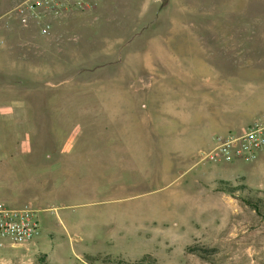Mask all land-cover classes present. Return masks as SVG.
I'll return each instance as SVG.
<instances>
[{
	"label": "rangeland",
	"instance_id": "obj_1",
	"mask_svg": "<svg viewBox=\"0 0 264 264\" xmlns=\"http://www.w3.org/2000/svg\"><path fill=\"white\" fill-rule=\"evenodd\" d=\"M24 1L0 0V33L29 37L14 12ZM107 2L76 25L34 33L55 42H25L0 56V155L30 156V169L16 165L22 178L34 175L32 192L20 193L15 209L27 203L41 228L25 247L3 242L0 264H88L86 255L96 264H134L145 254L158 264H212L187 253L195 243L215 249L214 264H264V208L258 214L242 199L264 204V148L222 176L249 188L235 195L216 191L213 173L202 178L204 190L175 192L153 181L155 166L147 181L129 157V136L141 134L140 125L131 133L130 111L144 97L143 58L159 55L151 42H192L199 54L215 55L223 42H246L262 60L264 0Z\"/></svg>",
	"mask_w": 264,
	"mask_h": 264
},
{
	"label": "crops",
	"instance_id": "obj_2",
	"mask_svg": "<svg viewBox=\"0 0 264 264\" xmlns=\"http://www.w3.org/2000/svg\"><path fill=\"white\" fill-rule=\"evenodd\" d=\"M107 1L97 0L92 9H103ZM90 10L69 12L60 17H30L26 22L20 18L29 37L15 38L3 31L0 56H6L9 47L25 42L34 47L37 42H55L54 38H39L42 33H38V29L42 30L43 24L53 23L59 31L69 20L76 25V19ZM7 22V19L2 21ZM156 43L159 52L156 61L151 56L143 58L146 70L141 86L143 100L131 105V133L136 125L141 126L139 138L129 136L131 166L147 181H150V168L155 166L153 181L176 185L175 192L204 190L203 177L213 173L219 181H225L222 176L229 175L244 161L215 164L205 160L204 155L215 147L214 138L242 135L256 122L264 125V59L257 60L256 48L246 42H223L217 55L211 54L213 52L199 54L190 48L192 42H151V45ZM259 46L264 53V42ZM22 57L32 58L31 55ZM29 157L0 155V204L19 208L23 206L18 202L20 193L26 190L31 194L29 182L33 174L29 172L22 178L19 171L23 168L16 165L23 160L20 163L30 169L34 164L26 161ZM198 168L197 176L178 181ZM45 178L46 185V175ZM211 178L210 183L217 182L215 177ZM25 182L28 183L26 188ZM184 183L187 187H182ZM24 205L28 207L27 203ZM188 206L194 215H203L197 205Z\"/></svg>",
	"mask_w": 264,
	"mask_h": 264
},
{
	"label": "built area",
	"instance_id": "obj_3",
	"mask_svg": "<svg viewBox=\"0 0 264 264\" xmlns=\"http://www.w3.org/2000/svg\"><path fill=\"white\" fill-rule=\"evenodd\" d=\"M97 0H25L15 10L17 17L26 22L30 17H60L69 12H83L93 8ZM50 24L41 30L47 34ZM4 41L0 39V48ZM215 147L204 159L213 163L231 164L239 160H253L264 148V125L256 122L249 126L242 135L217 136ZM41 234V228L35 212L26 207L13 209L0 204V248L3 242L10 243L12 248H22L34 242Z\"/></svg>",
	"mask_w": 264,
	"mask_h": 264
},
{
	"label": "trees",
	"instance_id": "obj_4",
	"mask_svg": "<svg viewBox=\"0 0 264 264\" xmlns=\"http://www.w3.org/2000/svg\"><path fill=\"white\" fill-rule=\"evenodd\" d=\"M169 3V0H161V5L162 8L166 7ZM249 188H247V186L245 185H239V186H230V184H228L225 181H218L217 182V188L216 191L218 192H223V193H227L229 195H235L237 192L239 191H245ZM243 202L245 205H247L249 208H251L252 210H254L256 213H260V208H264V204H260L263 203L260 200V203L258 201V199L254 200V198L252 197H244L242 198ZM186 251L188 254L190 255H194L199 257L201 260L209 262L214 264L212 257L214 256L215 253V249H210L207 248L203 245H200L198 243H195L193 245H190L186 248ZM85 259L87 260L88 264H96L99 261L98 257H94V256H88L86 255ZM111 264H122V263H127V262H123L121 260H118L117 263H112ZM129 264V263H127ZM134 264H158L157 259L151 255V254H145L142 256V258L134 263Z\"/></svg>",
	"mask_w": 264,
	"mask_h": 264
}]
</instances>
